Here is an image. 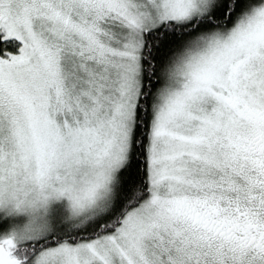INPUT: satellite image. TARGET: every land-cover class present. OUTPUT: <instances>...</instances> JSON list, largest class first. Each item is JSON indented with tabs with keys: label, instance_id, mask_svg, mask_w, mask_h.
Masks as SVG:
<instances>
[{
	"label": "snow or ice",
	"instance_id": "6c2138e0",
	"mask_svg": "<svg viewBox=\"0 0 264 264\" xmlns=\"http://www.w3.org/2000/svg\"><path fill=\"white\" fill-rule=\"evenodd\" d=\"M0 264H264V0H0Z\"/></svg>",
	"mask_w": 264,
	"mask_h": 264
}]
</instances>
